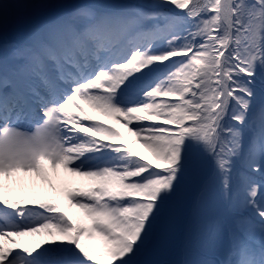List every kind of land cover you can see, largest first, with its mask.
<instances>
[{
  "label": "snow or ice",
  "instance_id": "6c2138e0",
  "mask_svg": "<svg viewBox=\"0 0 264 264\" xmlns=\"http://www.w3.org/2000/svg\"><path fill=\"white\" fill-rule=\"evenodd\" d=\"M0 264H264V0H0Z\"/></svg>",
  "mask_w": 264,
  "mask_h": 264
},
{
  "label": "rangeland",
  "instance_id": "374dc122",
  "mask_svg": "<svg viewBox=\"0 0 264 264\" xmlns=\"http://www.w3.org/2000/svg\"><path fill=\"white\" fill-rule=\"evenodd\" d=\"M98 2H108V3H127V2H141V0H98ZM18 36V35H17ZM16 36V37H17ZM23 36V35H21ZM15 37V38H16ZM24 37V36H23ZM167 99V98H164ZM90 114H95V113H91ZM97 119H103L102 117H97ZM106 124H111V121H105ZM116 128L119 129V131L121 133H123L124 135V139L125 142L127 144L128 147H130L134 152H136L139 155H142L145 157V159L147 160H152L153 163H155V161L153 160L151 153L143 148L139 142L136 141V138L132 135H130V133L128 132L127 129H124L123 127H121L120 125H115ZM85 183H88V181H85ZM57 189L60 187L55 186ZM32 188V193L35 194V196L39 197V198H56L58 200H60L61 206L63 207L64 205V201L58 196L57 191L53 190V188L51 189L50 193H47L44 189V183L41 181H35V185ZM188 207V208H187ZM187 209L189 210V203L188 205L184 208V210ZM183 210V211H184ZM75 211V210H74ZM182 211V213H183ZM182 213L180 214L178 221L177 222H182ZM194 220H198L199 223L194 225L193 227H190V237H191V242L189 241V243H185L186 245V250L188 254H185V259H190L192 258L194 252H195V248H196V237H197V233L199 228L202 226L203 223V217L201 215L194 214ZM178 226H176L175 231L173 233V235L170 238L169 244L167 246L166 249H164L163 251H154L153 253L149 254L148 256H146V259H168V260H173V258L175 257V255H173V251H174V243L176 241V239L178 238V232H177ZM23 239L27 240L28 246H35L38 245L40 243L43 242V240L47 239V237H45L44 235H35V236H26L23 237ZM4 244L6 243V241L3 242ZM84 243L89 244L90 246H97L99 241L98 239H94L92 241H87L85 240ZM173 261H182L181 258H176Z\"/></svg>",
  "mask_w": 264,
  "mask_h": 264
},
{
  "label": "bare ground",
  "instance_id": "6f19581e",
  "mask_svg": "<svg viewBox=\"0 0 264 264\" xmlns=\"http://www.w3.org/2000/svg\"><path fill=\"white\" fill-rule=\"evenodd\" d=\"M93 115H95V114H93ZM51 179H52V184L57 186V187H61L65 184H67V186H69V187H82V186H85L88 184V183H85L84 180H81L79 177H71L68 173H65L63 170H60L58 172V174L52 176ZM44 189L47 193H50L52 187H50L47 183H44ZM29 191L32 193V188H30ZM32 194L35 195L34 193H32ZM19 195H23V193H19ZM192 208L194 209L193 206H192ZM18 239H19V243L21 245L28 246L26 239H23V238H18ZM5 245L8 247H14L12 245H8L7 241H6Z\"/></svg>",
  "mask_w": 264,
  "mask_h": 264
}]
</instances>
